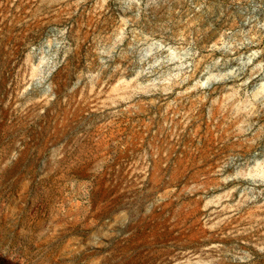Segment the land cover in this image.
I'll return each mask as SVG.
<instances>
[{"label": "rangeland", "instance_id": "374dc122", "mask_svg": "<svg viewBox=\"0 0 264 264\" xmlns=\"http://www.w3.org/2000/svg\"><path fill=\"white\" fill-rule=\"evenodd\" d=\"M0 264H264V0H0Z\"/></svg>", "mask_w": 264, "mask_h": 264}]
</instances>
